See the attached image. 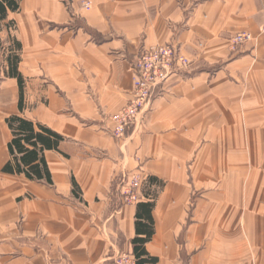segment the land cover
Here are the masks:
<instances>
[{
    "label": "crops",
    "instance_id": "crops-1",
    "mask_svg": "<svg viewBox=\"0 0 264 264\" xmlns=\"http://www.w3.org/2000/svg\"><path fill=\"white\" fill-rule=\"evenodd\" d=\"M244 32L252 40L231 51ZM168 43L190 69L115 139L112 118L134 92L131 61ZM4 45L0 264L132 253L146 202L154 232L144 247L156 264H264V0H20L0 21ZM11 116L63 138L44 152L52 185L1 172ZM133 174L140 200L124 206L117 180Z\"/></svg>",
    "mask_w": 264,
    "mask_h": 264
},
{
    "label": "built area",
    "instance_id": "built-area-1",
    "mask_svg": "<svg viewBox=\"0 0 264 264\" xmlns=\"http://www.w3.org/2000/svg\"><path fill=\"white\" fill-rule=\"evenodd\" d=\"M88 9V5L85 6ZM250 33H238L230 40V50L236 51L243 44L250 42ZM191 67V60L184 56L173 44L142 47L130 63L134 79L132 99L112 118L114 127L112 136L120 138L148 110L157 95L168 81L175 76H182ZM142 175H121L117 187L120 202L124 206L139 202V191L143 184ZM102 264H136L132 253L116 252L106 256Z\"/></svg>",
    "mask_w": 264,
    "mask_h": 264
},
{
    "label": "trees",
    "instance_id": "trees-1",
    "mask_svg": "<svg viewBox=\"0 0 264 264\" xmlns=\"http://www.w3.org/2000/svg\"><path fill=\"white\" fill-rule=\"evenodd\" d=\"M19 1L0 0V21L6 20L9 13L18 11ZM17 63L18 58H15L10 67V76L18 81V107L21 111L23 79L17 73ZM5 122L11 132L12 139L8 144L10 159L3 166L1 172L8 175H23L29 181L52 185L51 174L44 159V152L57 151L63 138L52 130L19 116H11ZM148 182L156 183L157 181L151 178ZM153 208L154 202L139 203L136 208V237L131 241L132 254L136 259V264L157 263V259L150 257L144 247L150 241L154 232L151 215Z\"/></svg>",
    "mask_w": 264,
    "mask_h": 264
},
{
    "label": "rangeland",
    "instance_id": "rangeland-1",
    "mask_svg": "<svg viewBox=\"0 0 264 264\" xmlns=\"http://www.w3.org/2000/svg\"><path fill=\"white\" fill-rule=\"evenodd\" d=\"M10 28H12V24H10ZM13 30H14V29H12V31H13ZM10 46H12V45H10ZM3 48H4L5 50H2V49L0 48V54H2V55L7 54V53L9 52V50H8L9 45H4ZM10 49H11V47H10ZM2 51H3V52H2Z\"/></svg>",
    "mask_w": 264,
    "mask_h": 264
}]
</instances>
